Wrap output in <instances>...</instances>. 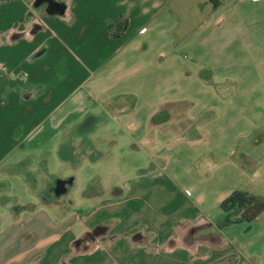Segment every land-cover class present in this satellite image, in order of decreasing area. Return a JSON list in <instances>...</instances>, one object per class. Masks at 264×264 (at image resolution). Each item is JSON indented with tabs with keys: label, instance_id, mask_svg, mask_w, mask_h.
<instances>
[{
	"label": "crops",
	"instance_id": "crops-1",
	"mask_svg": "<svg viewBox=\"0 0 264 264\" xmlns=\"http://www.w3.org/2000/svg\"><path fill=\"white\" fill-rule=\"evenodd\" d=\"M0 65V264H264V213L220 228L234 192L264 199L237 159L264 155L239 145L264 131V0H0ZM40 171L73 189L41 198Z\"/></svg>",
	"mask_w": 264,
	"mask_h": 264
},
{
	"label": "trees",
	"instance_id": "trees-1",
	"mask_svg": "<svg viewBox=\"0 0 264 264\" xmlns=\"http://www.w3.org/2000/svg\"><path fill=\"white\" fill-rule=\"evenodd\" d=\"M127 28L128 22L119 19L109 25V32L112 38L119 39L126 32ZM202 76H206L205 72L202 73ZM211 118H213V115L209 114L199 122H208L211 120ZM263 133L264 131L255 130L250 138L242 139L240 141V147L244 148L249 146L253 149L260 147L262 144H264V136L262 135ZM237 159L240 166L243 168L250 170L255 168V160L248 153L241 151L238 153ZM28 163L29 162H26L25 165ZM45 165L46 163L44 162L43 167ZM115 194H119V191L115 190ZM220 209L225 216L224 222L220 227L221 229L234 225H247L248 228H252L253 223L262 213H264V199H260L246 192L236 191L221 204ZM200 230H203V227L199 229L196 228L194 231H192L195 238L194 240L197 239V241H208L212 245L221 244V238L216 234L201 235L200 237H196L197 232H200ZM187 238H189V236L186 237V241Z\"/></svg>",
	"mask_w": 264,
	"mask_h": 264
},
{
	"label": "flooded vegetation",
	"instance_id": "flooded-vegetation-1",
	"mask_svg": "<svg viewBox=\"0 0 264 264\" xmlns=\"http://www.w3.org/2000/svg\"><path fill=\"white\" fill-rule=\"evenodd\" d=\"M54 4L53 1H50V4ZM6 69H4L1 65H0V74H5ZM10 76H13L15 78H23V75H18V74H14L12 73ZM26 76V75H25ZM34 95V93L32 92H27L25 94V97H29ZM264 136V133L262 134ZM264 145V144H262ZM261 145V146H262ZM72 146H74V150H78L80 153L82 151H84L85 149V142L81 141L77 144L73 143ZM70 148L67 147L64 149V152L67 153V150H69ZM30 165V163L26 164L25 166H23V170H27L28 166ZM44 168V167H42ZM26 177L28 178L30 184L33 186L32 188L35 189L36 193L41 197V198H49V199H56V198H60L64 192L65 195H67L68 193H70V191L73 189L70 188L69 186V181L72 179V177L68 178V179H57V178H52V177H45V174L40 171L38 174H34V173H26ZM42 179L43 181V186L42 188L38 187L39 184V180ZM101 191V189H99V187L96 184H93L89 189L88 192L91 193H99Z\"/></svg>",
	"mask_w": 264,
	"mask_h": 264
},
{
	"label": "rangeland",
	"instance_id": "rangeland-1",
	"mask_svg": "<svg viewBox=\"0 0 264 264\" xmlns=\"http://www.w3.org/2000/svg\"><path fill=\"white\" fill-rule=\"evenodd\" d=\"M223 70H227V69H223ZM251 70L253 71V66L252 65H250V66H243V65H236V66H234V69H233V71H235V72H238L239 74H246L245 76V79H247L249 76H251L252 75V73H251ZM230 71V70H229ZM220 71H217L216 73L218 74ZM230 110H231V112L232 113H234L233 115H235V117H236V119L239 117V115L242 113V108H236V107H234V105L232 104V103H230ZM221 108V110L223 111V114L225 115L227 112H226V108H228V107H223V105L220 107ZM262 111H263V113L262 114H258V116L259 117H257V118H255V120H257V121H255V122H258V121H260L258 124H260L262 121L264 122V109H262ZM254 122V123H255ZM222 123H228V119L226 118V116H224V119L222 120ZM230 123H232V121L230 122ZM227 124V126L225 127V129L227 128V127H232L231 126V124ZM249 122H247V121H244V124H247V125H249L248 124ZM221 127L222 126H213V127H211L209 130L211 131V134H210V136H209V139H210V143H202V144H199V146L197 147V148H206V147H212V146H214V147H216V146H219L218 144H223V143H225L226 141H224V139H225V136H224V133H222V130H221ZM240 127V126H239ZM241 127H242V123H241ZM212 129V130H211ZM234 130L236 131L235 132V134H233V137H236L237 136V134H238V129H237V125H236V127L234 128ZM227 137H228V135H227ZM222 141H223V143H222ZM233 140H229V142H232ZM249 147V146H248ZM263 148L264 147H260V150H263ZM33 152H36L37 153V151H30V153H26L25 155L24 154H22V156L24 155V157L23 158H27V157H29L31 154H33ZM250 155L252 156V158H254L255 160H257V159H260V158H262L261 159V162H264V155H262V157L260 156V153L257 151V150H255L254 152H253V150H252V152L250 153ZM129 160V157H126L125 159H124V163L126 164V166L129 164L128 161ZM84 173H81V178H80V184L82 183V177H84V175H83ZM16 182V181H15ZM18 187V185H17V183H16V188ZM239 227V226H238ZM242 228V230H241V232L243 231L244 233H243V235H247L248 234V232L250 231V230H252L251 228H248V226L247 225H244V226H242L241 227Z\"/></svg>",
	"mask_w": 264,
	"mask_h": 264
},
{
	"label": "water",
	"instance_id": "water-1",
	"mask_svg": "<svg viewBox=\"0 0 264 264\" xmlns=\"http://www.w3.org/2000/svg\"><path fill=\"white\" fill-rule=\"evenodd\" d=\"M74 178H72L70 181H69V186H70V188H72L73 186H74ZM65 193L66 192H64V194L63 195H65Z\"/></svg>",
	"mask_w": 264,
	"mask_h": 264
},
{
	"label": "built area",
	"instance_id": "built-area-1",
	"mask_svg": "<svg viewBox=\"0 0 264 264\" xmlns=\"http://www.w3.org/2000/svg\"><path fill=\"white\" fill-rule=\"evenodd\" d=\"M145 31V29L143 30V32Z\"/></svg>",
	"mask_w": 264,
	"mask_h": 264
}]
</instances>
